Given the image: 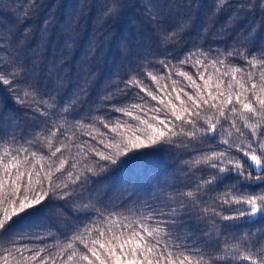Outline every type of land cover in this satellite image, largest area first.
Returning <instances> with one entry per match:
<instances>
[{"label": "snow or ice", "instance_id": "obj_1", "mask_svg": "<svg viewBox=\"0 0 264 264\" xmlns=\"http://www.w3.org/2000/svg\"><path fill=\"white\" fill-rule=\"evenodd\" d=\"M36 7L37 0H28L17 19ZM122 7L112 0L106 11L116 15ZM143 7L156 19L150 0ZM213 10L259 15L264 22V0H214ZM256 27L245 42H251ZM182 30L178 25L161 32L159 43H177ZM25 72L14 58L0 57V90L44 118V128L24 143L0 132V241H6L0 243V264H264V244L250 238L264 233V46H240L215 57L198 50L176 63L137 65L87 117L73 114L76 98H38ZM158 145L188 155L187 191L171 197L166 207L148 205L128 216H105L85 203L100 171L131 163ZM52 199L66 201L55 206L58 212L92 207L98 218L62 234L63 241L21 244L54 235L48 215ZM195 220L204 222L201 232L221 240L216 252L195 238L185 242L187 222ZM241 227L250 231L235 235Z\"/></svg>", "mask_w": 264, "mask_h": 264}, {"label": "trees", "instance_id": "obj_2", "mask_svg": "<svg viewBox=\"0 0 264 264\" xmlns=\"http://www.w3.org/2000/svg\"><path fill=\"white\" fill-rule=\"evenodd\" d=\"M147 2L120 0L123 7L112 15L106 11L112 0H37L35 12L18 20L28 0H0V57L14 58L26 69V78L36 87L38 98L54 97L57 102L76 98L73 114L87 117L107 103L102 97L122 84L137 65L158 60L176 63L189 52L198 50L215 57L240 46L249 50L264 46V22L259 15H232L234 10L214 13V0H150L154 5L152 12L156 14L152 20L143 7ZM254 24L255 35L251 42H245ZM178 25L183 26L179 41L162 46L160 33ZM233 62L244 63L235 58ZM185 70L194 71L188 65ZM26 108L27 105L15 104L7 91L0 90V132L15 134L20 143L44 128V118L34 116ZM145 151L147 154L131 163L122 166L118 162L107 171H100L88 187L91 197L85 203L90 201L105 216L110 212L128 216L143 211L148 205L166 207L171 197L191 187L192 175L186 163L189 157L181 149L158 145ZM84 196L87 198L88 193ZM51 202L54 207L48 215L54 235L21 244L43 247L51 245L54 238L63 241L62 234L71 235L77 227L82 228L98 218L92 207L74 212L69 206L58 212L55 206L66 201L52 199ZM187 224L185 242L191 243L195 238V243L210 252L218 250L216 245L221 240L217 234L200 231L205 226L202 220ZM207 227L211 233L212 225ZM249 231L241 227L235 230V235ZM250 238L264 244L262 232L257 231Z\"/></svg>", "mask_w": 264, "mask_h": 264}]
</instances>
